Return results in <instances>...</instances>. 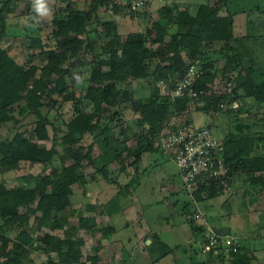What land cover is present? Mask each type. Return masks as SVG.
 Segmentation results:
<instances>
[{
    "label": "trees",
    "instance_id": "obj_1",
    "mask_svg": "<svg viewBox=\"0 0 264 264\" xmlns=\"http://www.w3.org/2000/svg\"><path fill=\"white\" fill-rule=\"evenodd\" d=\"M12 2L16 0H3L0 6V41L7 24L4 13ZM110 3L113 15L124 17L136 14L135 11L128 12L129 4L122 6L111 0H93L88 9L67 3L66 13L52 19L51 37L55 48L67 55L68 64L65 66L51 63L52 49L40 47L29 50V58L19 63L0 45V132L7 127L14 130L11 138L0 136V173L5 171L6 164L16 166L25 160L31 166L48 165L47 173L26 174L21 177L23 183L17 186L7 187L0 182V234H7L8 229L14 234L13 240L8 239V235L2 236L0 257L4 259L0 264H26L27 259L31 260V264H56L50 258L53 251L65 253L67 264L76 262L81 256L83 242L74 233L78 226L68 224L66 209L70 205L72 185L86 182V164L95 166L92 146L88 145L85 149L83 138L86 135L98 138L103 151L107 150L106 147L110 149L107 158L121 160L123 152H126L127 159L130 155L142 157L156 151L154 145L160 140V131L164 127L192 124L190 99L163 95L158 82L163 81L172 91L188 64L199 60L203 72L193 86L204 93L194 102L196 111H219L240 98L233 94L235 91L225 95L213 93L211 85L216 72L211 71V64H203V56L213 51L232 52L225 58L224 71L235 70L238 66L244 68L242 53L232 45L233 18L241 10H231L227 6L226 15H221L220 5L224 4L221 2L215 6L201 4L192 14L189 8L175 2L165 4L162 7L164 17L159 19L153 37L152 31L147 29L145 39L122 40L116 24L102 20L98 13L100 6ZM92 25L94 27L90 28ZM172 25H183L185 30L179 35H169L168 28ZM98 26H101V34H98ZM93 32L98 34L95 39L89 37ZM86 68L92 78L77 96L73 74L80 70L78 73L81 76V70ZM254 69V66L244 68L247 77L252 80L253 93L249 100L257 109L264 107V83L254 82ZM131 81L144 82L145 93L140 95V89L131 87ZM65 101H72L75 107L72 113L52 117L51 112L58 110ZM201 101L203 103L199 104ZM122 103L129 105L133 115L138 117L135 125L148 137V142H139L136 150L127 145L130 139L124 140L119 149H114L115 144L105 143L103 139V135L110 130L109 111ZM235 111L242 113L248 110L241 106ZM246 129L234 137L230 134L225 137L221 155L229 166L232 182L235 178H243L251 185L261 186L264 191V129ZM139 134L132 135L137 137ZM59 140L64 146V154L58 150L56 142ZM46 141L51 143L49 148L39 147ZM68 159L72 161L67 164ZM56 160L58 164L54 163ZM96 167V172L101 173L105 180H110L107 163ZM204 193L206 197L201 196ZM223 193L215 182L200 185L194 194V201L201 202ZM32 216L37 228L47 224L52 230L61 229L64 238L45 233L33 240L31 234L36 228L28 225ZM193 220L196 222L194 215L190 224L202 235L203 225L198 226ZM109 229L114 228H104L103 234ZM8 241L12 242L11 249H7ZM30 247L34 251L33 260L29 257ZM149 247L152 248V245ZM98 251L99 247H92L87 255L90 264L100 262ZM240 251L239 248L231 258H240ZM41 252L48 256L47 260L38 257ZM164 254L163 251L159 257ZM207 260L216 262L222 259L209 254Z\"/></svg>",
    "mask_w": 264,
    "mask_h": 264
},
{
    "label": "rangeland",
    "instance_id": "obj_2",
    "mask_svg": "<svg viewBox=\"0 0 264 264\" xmlns=\"http://www.w3.org/2000/svg\"><path fill=\"white\" fill-rule=\"evenodd\" d=\"M2 1L0 0V6ZM92 1L16 0V2L9 4L10 8H6L4 13L7 24L0 45L19 63L25 62L26 57L29 58V50L40 47H44V50L52 49L51 63L65 66L68 64V58L63 50H58L54 46L51 37V21L58 15L66 13L65 6L67 3L80 9H88ZM111 1L122 6L131 3L129 0ZM142 1L144 4L135 11L134 16L129 14L124 15V17L113 15L111 3L100 6L98 13L102 20L114 22L120 39L126 40L130 38L145 39L147 29L152 31L151 37H153L158 28L159 19L164 17L162 7L165 4L175 2L182 6L188 5L187 8L192 14L201 4L215 6L221 2L224 4L220 5L219 14L226 15L227 6L231 10H241L233 18L234 39L232 45L242 53L244 68L254 66V82L264 83V0ZM93 27L94 25L90 28ZM98 30V34H101V26H98ZM184 30L183 25H172L168 28V33L169 35H179ZM98 34L93 32L89 37L95 39ZM229 54L232 52H209L203 56V64H211V71L216 72L211 85L213 93L225 95L235 91L233 94L237 97L240 96L239 100L221 107L219 111H210L209 113L196 111V105L192 103L189 106L191 123L196 127H210L213 137L220 142L222 137L228 134L234 137L240 131L247 130L246 127H249L251 131L264 129V107L254 109L252 100H249L253 93L250 82L252 80H249L250 78L247 77L248 74L244 68L238 66L235 70L224 71L225 58ZM88 58L91 59L90 56ZM78 71L80 70L73 74V81L77 90L76 95L80 96L81 89L87 86L92 77L88 68L81 70V76ZM142 84L145 83L131 81V87L135 86L136 89H140V95L145 93ZM157 86L163 95L172 98L171 91L168 90L169 88L163 81L158 82ZM202 103V101L199 102V104ZM241 106L248 111L236 112L235 109ZM74 108L72 101H65L58 110L52 111L50 115L52 117L55 115L68 116ZM109 114L111 115V120L108 122L110 130L103 135L105 143L115 144L116 147L113 148L119 149L124 140L130 139L127 145L131 146L132 150H136L140 146L139 142L143 144L148 142L147 135L143 134V131L140 132L141 130L135 125L138 117L133 115L128 104L122 103L114 106ZM135 133L142 135L133 137L132 134ZM13 134L14 130H10L9 127L0 132L2 138H11ZM50 144V141H46L39 144V147L49 148ZM56 144L59 152L64 154V146L61 145L60 140ZM82 145L85 149L88 148V145L92 146L91 155L95 166L86 164L87 170H84L86 182L83 184L78 182L72 185V194L69 198L70 205L66 209V214L69 216L68 224L78 226V230L74 233L83 242V245L80 246L81 256L74 264H90L87 255L95 246L99 247L98 252L101 257V262L98 264H261L256 258L252 259L249 250L253 243V232H256L255 216L252 219V215L256 214L255 209L258 202L260 204V206L258 205V212L264 222V192L260 191L261 194L256 197L253 196L254 201L252 202L249 201L248 195L236 196L226 192L214 198L203 199L201 202L194 201L184 190L175 163L167 157H160V155L164 157L162 150L156 151L152 155L149 153V156L156 158L154 162L150 160L151 165L149 162H143L148 158L141 161L142 157L147 154L142 157L130 155L129 158L125 159L126 152H123L124 156L122 155L121 160L107 158L106 155L109 154L110 149L106 147L107 150L103 151L98 138H91L88 135L83 138ZM157 145H159V141L155 143L154 147ZM71 161L68 159L67 164ZM54 163L58 164L59 162L56 160ZM103 163H107L109 166L108 176L110 180H105L101 173L96 172V166ZM5 167V171L0 173V182L7 187H14L23 183L21 177L26 174L35 175L48 172V165L36 164L31 166L28 160L21 161L16 166L6 164ZM104 184L110 190L114 189L115 192V197L105 203L106 209H109V214L112 217L109 222L106 214L102 215L96 212V209L100 208L95 203L97 202L96 197ZM201 196L206 197V193ZM118 199H121L122 208H119L122 209V213L116 211L118 214L114 216L113 214L117 210L114 207V201H118ZM196 210L200 216L196 222L193 221L198 226L203 225L204 233L202 235L193 229L192 223L190 224ZM28 225L36 228L31 234L33 240L45 233L57 234L60 239L64 238L61 229L52 230L47 224H41L40 228H37L33 216L28 221ZM107 227L114 229L107 231L104 235L102 230ZM227 227L234 235L240 237L241 257L238 260L235 257L234 259L223 258L216 262H208L207 256H202L199 252L201 240L210 230H218L215 232L220 235H229L228 232H224ZM11 231L8 229L7 234H0V247L3 245L2 236L8 235V239H14V234ZM138 231H142V234H139ZM155 235L157 238L154 237ZM241 237L248 239L245 240ZM8 243L7 249H11L12 242L8 241ZM149 245H152V248ZM31 248L33 249V247H30L31 254L29 257L33 260L34 251ZM163 251L165 254L159 257ZM111 254L112 257L109 256ZM37 255L41 259H48L45 253L41 252ZM257 255L259 256V254ZM50 258L56 264H67L65 253L53 251L50 253ZM3 259L0 257V261ZM30 261L27 259L25 263L31 264Z\"/></svg>",
    "mask_w": 264,
    "mask_h": 264
},
{
    "label": "built area",
    "instance_id": "obj_3",
    "mask_svg": "<svg viewBox=\"0 0 264 264\" xmlns=\"http://www.w3.org/2000/svg\"><path fill=\"white\" fill-rule=\"evenodd\" d=\"M129 1L131 3L128 12L137 11L144 4L142 0ZM202 72L199 60L190 62L184 75L171 91L172 98L187 97L190 103L194 104L204 93L193 86L194 81ZM159 146L171 156L185 190L193 199L200 185H209L211 182H215V185L220 186L226 193L231 191L232 175L221 155L222 142L213 137L209 128L196 127L192 124L177 128H164L160 134ZM199 214V212L195 213L194 218L197 219ZM239 239L231 234L220 235L210 230L201 240L199 252L205 257L212 254L221 259L231 258L239 251Z\"/></svg>",
    "mask_w": 264,
    "mask_h": 264
},
{
    "label": "crops",
    "instance_id": "obj_4",
    "mask_svg": "<svg viewBox=\"0 0 264 264\" xmlns=\"http://www.w3.org/2000/svg\"><path fill=\"white\" fill-rule=\"evenodd\" d=\"M173 1H176V0H173ZM210 2H212V1H210ZM183 7H188V5H185V6H183ZM221 15H224V14H221ZM192 125H194L193 123H192ZM195 126V125H194ZM202 127H204V126H202ZM165 128V127H164ZM163 128V129H164ZM162 129V130H163ZM209 129H210V127H209ZM162 130L160 131V134H161V132H162ZM228 136V135H227ZM227 136H225V137H227ZM225 137H222L220 140H221V142H223V140L225 139ZM224 138V139H223ZM223 139V140H222ZM160 150H162V154L164 155V157H162V155H160V157L161 158H165V157H167V158H169V159H171L172 160V158H171V156L170 155H168V154H166L164 151H163V149L161 148V146H159V145H157V150L156 151H160ZM156 151H153V152H151L150 153V155H152V154H154ZM146 156V157H145ZM145 156H143V158H142V160L141 161H143L144 160V158H148V160H145V161H143V162H149L150 164H151V162H150V160H153V162L155 161V159L156 158H154L153 156H149V154H147V155H145ZM151 157H153V158H151ZM152 165V164H151ZM147 167H149V165H147ZM177 171H178V169H177ZM178 175H179V172H178ZM180 176V175H179ZM245 178V177H244ZM181 179V178H180ZM182 182V181H181ZM248 188H251V189H248ZM185 190V189H184ZM186 191V190H185ZM240 191H242V192H240ZM264 192L263 191V189H261V186H259V185H251V184H249L246 180H244L243 178H239V179H237V178H235V181L234 182H232V191H231V193L232 194H234V195H236V196H239V195H242V194H245V195H248V198H249V201L250 202H252V201H254L253 200V196H257L258 194H261V192ZM110 193V194H109ZM115 195V192H114V189H109V187L107 186V185H103L102 187H101V192L99 193V195H97V199H96V201L97 202H95L98 206H100V208L98 207L97 209H96V212L98 213H100V214H106L107 215V220H108V222H109V220H112V217H111V215L109 214V209H106V204L105 203H107L110 199H113V197H115L114 196ZM120 196H122V195H120ZM194 200V199H193ZM258 201H259V199H258ZM139 205H141V204H139ZM258 205L260 206V204H259V202L257 203V206H256V209H255V211H256V214L255 215H252V219L254 218V216H255V222H254V224H255V231L256 232H253V236H252V239H253V243H252V245H251V247H250V253L252 254V259L253 258H256L258 261H260L261 262V264H264V222H263V218H261V214L258 212ZM110 206H111V204L109 205V208H110ZM114 207L115 208H117V210H115V213L113 214L114 216H115V214H118V213H122V209H120V208H122V206H121V199H118V201H114ZM120 207V208H119ZM120 210V211H119ZM118 213H117V212ZM123 214H124V211H123ZM105 217V216H104ZM114 218H116V217H114ZM124 221V220H123ZM114 222V221H113ZM126 222H128L127 221V219H126ZM115 226V225H114ZM219 229V228H218ZM110 230V229H109ZM225 231L224 232H228V233H231V234H233L231 231H230V229H229V227H227L226 229H224ZM116 231H117V229H116ZM215 231H217L218 232V230H215ZM139 232V231H138ZM97 233H99V232H97ZM117 233V232H116ZM139 234H142V231H140L139 232ZM107 236V235H106ZM155 238H157V235H155L154 236ZM242 239L244 238L245 240L246 239H248V238H246V237H241ZM154 239V238H153ZM147 242H149V241H147ZM124 250V249H123ZM257 254H259V256L257 255ZM110 257H112V254L111 255H109ZM238 260V259H237ZM101 262V261H100Z\"/></svg>",
    "mask_w": 264,
    "mask_h": 264
}]
</instances>
